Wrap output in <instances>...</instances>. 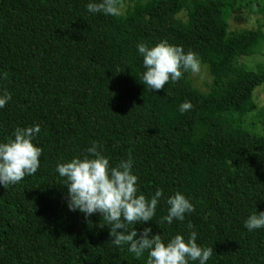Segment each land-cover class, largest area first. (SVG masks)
I'll list each match as a JSON object with an SVG mask.
<instances>
[{
    "label": "trees",
    "instance_id": "16d2710c",
    "mask_svg": "<svg viewBox=\"0 0 264 264\" xmlns=\"http://www.w3.org/2000/svg\"><path fill=\"white\" fill-rule=\"evenodd\" d=\"M89 2L0 0V89L11 95L0 141L38 124L42 149L34 174L0 186V264H147V250L112 243L98 213L66 206L56 164L92 141L112 166L132 157L146 199L163 190L153 218L129 230L162 240L195 231L213 249L207 264H264V228L243 227L264 211V20L231 26L243 7L264 15V0H118L119 16L91 14ZM160 40L198 56L203 87L191 72L154 92L143 84L136 45ZM177 191L193 211L158 226Z\"/></svg>",
    "mask_w": 264,
    "mask_h": 264
},
{
    "label": "clouds",
    "instance_id": "9594fccd",
    "mask_svg": "<svg viewBox=\"0 0 264 264\" xmlns=\"http://www.w3.org/2000/svg\"><path fill=\"white\" fill-rule=\"evenodd\" d=\"M87 12L105 16L121 15L118 0H90ZM137 53L142 56L144 71L140 79L151 91L161 89L169 81L175 83L183 72L196 74L200 71L198 56L185 52L181 46L160 40L149 46L144 42L136 45ZM118 72V71H117ZM6 75L0 74V78ZM11 99L7 90L0 89V109ZM192 104L185 100L179 104V112L190 110ZM40 132L34 124L15 127L11 136L0 141V186L13 185L26 175L34 174L40 166L41 147L33 143ZM84 155H74L56 164V173L66 185V206L69 211H79L85 218L98 213L103 224L111 225L109 232L114 245H127V251L140 256L147 250V264H207L213 249L196 243V232L192 231L185 239L175 234L162 240L159 234H151L150 227H144L140 234L127 225L141 224L153 218L158 201L163 195L159 187L147 199L138 192L137 176L133 173V160L129 155L114 166L109 157L103 154L102 146L92 141ZM166 215L157 225H171L173 220L183 221L185 214L193 211V204L179 191L168 196ZM189 227H191L189 225ZM248 231L264 228V211L250 213L243 222Z\"/></svg>",
    "mask_w": 264,
    "mask_h": 264
},
{
    "label": "rangeland",
    "instance_id": "374dc122",
    "mask_svg": "<svg viewBox=\"0 0 264 264\" xmlns=\"http://www.w3.org/2000/svg\"><path fill=\"white\" fill-rule=\"evenodd\" d=\"M256 8L248 9V8H241L240 11L237 13V17L239 19H235L232 17L231 19V26L232 27H238V28H244V27H251L253 24L256 23V18L259 17L264 20V15L261 13H256ZM121 11H124L123 8H121ZM264 63V61H262ZM194 78H196V82L203 87V83L208 79V76L206 74V71L203 68H200V71L196 74H194ZM259 94L258 101H262V104H264V90L260 89L257 91ZM255 96V93H254Z\"/></svg>",
    "mask_w": 264,
    "mask_h": 264
}]
</instances>
